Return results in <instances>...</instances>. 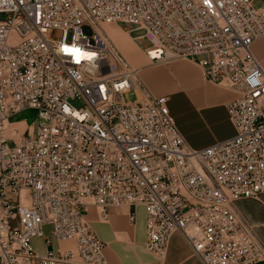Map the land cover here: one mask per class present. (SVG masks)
<instances>
[{"label": "built area", "instance_id": "obj_1", "mask_svg": "<svg viewBox=\"0 0 264 264\" xmlns=\"http://www.w3.org/2000/svg\"><path fill=\"white\" fill-rule=\"evenodd\" d=\"M255 1L0 0V264H108L88 204L103 220L128 207L131 222L143 206L144 248L160 259L179 232L200 264H264L235 207L264 194V83L248 80L264 81L251 50L264 35V0ZM112 23L151 64L188 59L233 91L234 134L191 147L168 96L148 91L102 30ZM73 42L94 57L64 52ZM135 85L142 96L127 101ZM27 108L37 122L16 137L11 117Z\"/></svg>", "mask_w": 264, "mask_h": 264}, {"label": "rangeland", "instance_id": "obj_2", "mask_svg": "<svg viewBox=\"0 0 264 264\" xmlns=\"http://www.w3.org/2000/svg\"><path fill=\"white\" fill-rule=\"evenodd\" d=\"M262 0H256L255 4H261ZM102 30L109 35V37L113 40V42L119 47L123 55L127 58L131 65L135 67L144 66L138 72V78L143 82V84L147 87V89L151 90L155 94H167L169 97V105L176 99L175 93L172 91H162L160 89L167 88L173 89L180 92V118H176L177 124L181 128L182 131L185 132V129H191L196 137L200 140H204L206 138L212 137L215 140V136L218 133L217 130H220L221 127H230L231 122L225 110V102L227 98L225 96L218 95L216 92L211 90L210 88H215L218 90H224L228 92L226 87L223 84H213L201 77V69L200 67L188 60V59H176L168 62H163L158 65H151V62L148 60L144 51L140 47V45L131 38L129 33L125 30V27L120 24L112 23V24H103ZM61 36V32L59 30H50L48 33V38L51 39H59ZM264 38V35L258 38L251 46V50L260 63L264 66V45H259V42ZM257 46V47H256ZM140 57L143 64H139L133 61V57ZM175 63H185L188 65L192 71L198 73L193 80L188 81V78H185L180 75V73L176 70L170 68L172 64ZM163 67L164 74L161 79L153 78L151 74H149V70ZM194 68V69H193ZM153 82V83H151ZM177 94V93H176ZM224 97V101H223ZM125 99L127 101H132L135 99L134 92L127 93ZM73 105H77V101H71ZM11 121L13 122L11 125L16 126L17 133L16 135L21 136L23 134H27L31 132L34 124L37 122V111L32 108L24 109L11 117ZM179 120V121H178ZM195 121V122H194ZM210 144V143H209ZM207 144V145H209ZM204 145V146H207ZM203 147V146H201ZM200 148V147H199ZM260 206V208L264 211V198L261 194L258 198L253 199ZM90 205L95 206L97 213L100 214V209L94 204H88L87 209ZM123 208V207H122ZM121 208V209H122ZM119 209V208H118ZM117 209V210H118ZM116 209H109L110 211H117ZM51 226L45 225L43 227L44 235H48L50 233ZM261 230V231H260ZM256 231L260 235V239L264 243V224L263 226H258L256 224ZM256 233V232H255ZM257 235V234H256ZM258 235V236H259ZM257 236V237H258ZM51 245L50 249L56 251V241L54 237H50ZM262 243V244H263ZM32 244L34 248L38 251H43L44 247L40 243V239H33ZM264 245V244H263ZM191 250V249H190ZM152 254V253H151ZM153 255V254H152ZM191 255L192 252H191ZM158 261H162L153 255ZM194 256V255H193Z\"/></svg>", "mask_w": 264, "mask_h": 264}, {"label": "crops", "instance_id": "obj_3", "mask_svg": "<svg viewBox=\"0 0 264 264\" xmlns=\"http://www.w3.org/2000/svg\"><path fill=\"white\" fill-rule=\"evenodd\" d=\"M261 44L264 45V38L259 42V45ZM133 61L139 64L144 63L138 56L133 57ZM142 67L144 66L138 67L139 71L142 69ZM170 68L178 71L181 76L188 78V81L193 80L194 77H196V75L198 74L194 68L193 72L192 69L185 63H175L172 64ZM149 74H151L153 78L161 79L162 75L164 74V68L157 67L151 69L149 70ZM210 89L216 92L218 95H224L225 98H227L225 102V110L227 113L226 104L235 96V93L229 89H226L228 92L215 88ZM160 90L161 92L172 91V93H175V95H179L178 97L176 96V99L173 100L171 105H169L168 103V106L170 113L174 118L176 126L178 127L185 141L191 147H204V145L214 142V139L212 137L200 140L194 135L191 129H185V132L182 131L176 121V118L178 119L181 116L179 110L181 102L180 92H178L176 89L173 90L167 88H162ZM217 132L218 133L215 136V140H222L232 136L234 134V128L233 126L221 127V129L217 130ZM262 195L264 198V194ZM259 206L260 205L252 198L240 199L235 203L237 211L249 224L253 226L257 236L259 235V233L256 231V224L258 226H263L264 224V211ZM128 212V207H123L122 209L119 208L117 211H110V213L107 215V219L103 220L100 219V215L97 213L95 206L90 205L85 213V218L91 224L97 237L104 244L103 254L108 264H200L199 259L196 256L191 255L189 245L186 243L185 239L179 232H175L171 235L168 242L166 256L162 261H158L150 252L146 251L144 248L146 225L145 211L143 206L136 207L135 219L133 222L129 221ZM259 237L260 235L258 236V238ZM65 245L71 246V243H65Z\"/></svg>", "mask_w": 264, "mask_h": 264}, {"label": "clouds", "instance_id": "obj_4", "mask_svg": "<svg viewBox=\"0 0 264 264\" xmlns=\"http://www.w3.org/2000/svg\"><path fill=\"white\" fill-rule=\"evenodd\" d=\"M75 39H78V37ZM66 48H67V50H66ZM63 51L71 53L77 60H81V59H85V58L92 59L95 55V53H92V52L82 51L81 48L77 46L76 42H73L71 47H64ZM248 80H249V83L253 86L264 83V81H262L260 78L253 77V76H250L248 78Z\"/></svg>", "mask_w": 264, "mask_h": 264}, {"label": "bare ground", "instance_id": "obj_5", "mask_svg": "<svg viewBox=\"0 0 264 264\" xmlns=\"http://www.w3.org/2000/svg\"><path fill=\"white\" fill-rule=\"evenodd\" d=\"M257 58V57H256ZM176 60V59H175ZM168 62V61H167ZM161 63H163V62H161ZM161 63H159V64H161ZM132 67H134V68H138V67H135V66H133L132 65ZM201 77H202V74H201ZM145 86V85H144ZM146 87V86H145ZM146 89H147V87H146ZM148 91H150L149 89H147ZM132 92H134V94H135V97L137 98V99H139V98H141V96H142V92H141V90L138 88V86L137 85H135V89H134V91H132ZM151 92V91H150ZM161 95H164V94H161ZM11 126H13V127H15V128H17L16 126H14V125H11ZM16 137H18V135H16Z\"/></svg>", "mask_w": 264, "mask_h": 264}, {"label": "snow or ice", "instance_id": "obj_6", "mask_svg": "<svg viewBox=\"0 0 264 264\" xmlns=\"http://www.w3.org/2000/svg\"><path fill=\"white\" fill-rule=\"evenodd\" d=\"M66 50H67V48H66Z\"/></svg>", "mask_w": 264, "mask_h": 264}]
</instances>
